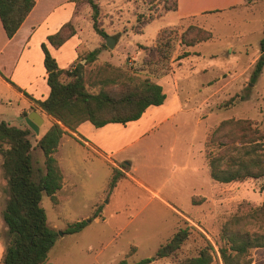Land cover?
Masks as SVG:
<instances>
[{
	"label": "rangeland",
	"instance_id": "1",
	"mask_svg": "<svg viewBox=\"0 0 264 264\" xmlns=\"http://www.w3.org/2000/svg\"><path fill=\"white\" fill-rule=\"evenodd\" d=\"M97 1L98 25L106 35L94 30L89 10L81 12L83 16L75 27L77 38L52 50L58 67L69 68L79 56L98 48L93 60H80L84 61L87 90L108 88L106 80L116 72H133L161 84L169 98L172 92L179 96L181 110L167 121L158 120L143 130L148 112L140 121L134 120L140 125L132 124L134 121L126 123L127 127L109 125L113 127L107 129V134L101 133V138L108 139L116 149L110 153L93 152L69 139L68 131L63 134L53 155L65 179H73V186L68 192L60 189L56 203L44 193L41 196L47 223L57 231L43 264H116L121 258L128 262L152 258L161 243L186 225L191 227V234L180 248L149 264H179L180 259L195 255L206 242L214 249L210 264H223L218 252L221 225L240 204L246 207L264 202V189L259 188L264 179L227 183L213 180L205 140L223 119L248 118L261 124L264 118V66L255 81H250L254 63L263 52L259 41L264 33V0L181 20L175 12L164 9L172 5V0ZM138 13L152 15V19L140 25L136 22ZM192 26L211 31L212 37L186 45ZM47 30L53 28L40 29ZM162 30L166 32L159 38ZM107 36L115 37L111 48L105 44ZM159 41H168L169 48L167 57L155 63L153 54ZM11 49L6 56H0L1 72L15 86L45 97L48 89L44 93L42 87L48 86L41 76L44 69L37 57L40 49L30 48L28 53L25 50L17 63L20 52L16 48L10 52ZM185 51L189 55L178 59ZM29 54L26 74L22 66ZM10 85L0 83V112L10 114L8 121L21 128H29L24 117L32 110L41 115L38 133L29 128L33 160L41 166L43 155L36 142L54 118L37 107H24L18 114L24 101ZM173 121L174 125L168 124ZM135 135L140 138L133 141ZM112 168L123 175L108 194L105 189ZM5 181L0 167V227L5 226L1 218L7 194ZM99 205L101 216L93 217ZM87 218L90 221L81 230L63 233L68 224ZM0 236L4 241L3 230ZM251 264H264V248L251 249Z\"/></svg>",
	"mask_w": 264,
	"mask_h": 264
},
{
	"label": "trees",
	"instance_id": "2",
	"mask_svg": "<svg viewBox=\"0 0 264 264\" xmlns=\"http://www.w3.org/2000/svg\"><path fill=\"white\" fill-rule=\"evenodd\" d=\"M72 1L75 5L88 4L92 27L101 36H105L98 25L100 13L98 1ZM34 3V0H0V22L8 38L17 31ZM176 6L177 0H172V5L165 6L164 9L175 11ZM151 19L152 15L140 13L136 15V22L140 25ZM190 28L192 35L186 38V45L191 46L212 37L211 31L203 27ZM75 32L74 25L67 21L54 33L47 35L46 41L57 49ZM164 32L166 31L159 32V38ZM47 43H40L45 82L48 86V94L44 98L32 97L0 72L6 81L32 102L31 108H40L54 118L36 142L43 155L41 166L36 165L33 160L29 128H21L0 119V167L6 180L7 192L1 207V218L6 226V232L0 264H43L47 252L55 242L57 231L48 225L40 201L44 193L53 203L57 202L56 194L62 186L63 178L53 154L63 134L68 130L75 132L76 127L83 121H89L94 127H102L109 123L125 125L141 117L149 106H158L165 99L161 84L148 76L124 71L116 72L110 80H106L109 81L108 88L91 92L86 88L82 66L84 61L93 60L99 49L95 48L85 54L82 62L79 56L78 61L71 67L59 68ZM157 45L153 54L155 63L167 57L169 42L159 41ZM259 45L264 51V33ZM187 55L189 52L185 51L177 58L181 59ZM263 66L264 58L260 56L254 63L250 75L251 82L255 81ZM62 76L67 77V80H63ZM205 152L209 175L218 182L264 179V118L261 124L248 118L221 120L206 137ZM122 175L120 170L112 168L105 189L108 194ZM259 188L264 189V180ZM246 205L243 207L240 204L221 225L218 252L223 264H251V249L264 248V202L254 206ZM101 211V205L96 206L93 217H100ZM86 224L87 221L84 219L74 221L66 226L63 233H75ZM190 234V226L178 227L157 247L152 258L143 257L132 262L121 258L116 264H149L154 258L173 255ZM213 252V246L206 242L195 255L180 259L179 264H210Z\"/></svg>",
	"mask_w": 264,
	"mask_h": 264
},
{
	"label": "crops",
	"instance_id": "3",
	"mask_svg": "<svg viewBox=\"0 0 264 264\" xmlns=\"http://www.w3.org/2000/svg\"><path fill=\"white\" fill-rule=\"evenodd\" d=\"M34 1H35L34 6L32 7L28 15L25 17V19L23 20V22L21 23V25L19 26V28L11 38H8L5 35V32L0 22V56H6L8 48H12L10 52H13L14 48H16L20 52L18 53L17 56V60H16L17 63L18 59L21 57V55L25 50L27 52L30 51L28 49L35 48L37 49V51L38 49H40L41 51L40 43L41 42L47 43L46 41L47 35L54 33L63 23L67 21H70L74 25V27H77L76 25L77 20L80 19L81 16H83L81 15V12L88 10L90 11L88 4L81 3L79 5H75V3L72 0H34ZM243 3H245L244 0H177L176 10L173 12L176 13V18L178 20H181L184 18L198 16L199 14L205 11L216 10V9L225 10L232 8L233 6L242 5ZM88 15H90V13ZM43 27L53 28V30L52 31L47 30L41 32L40 29ZM73 37H75V39L77 38L76 32L63 44L69 42L71 38L73 39ZM47 47L52 54V50H55V48L51 47L48 43H47ZM28 56H30V54L26 55V61L23 63L22 66V69L26 74L28 73L29 70L27 64H30V60L28 59ZM37 57H39V60L42 62L43 60L42 51L41 54L37 52ZM1 73L3 76H5L3 72ZM41 76L42 78H45V69L44 72L41 73ZM0 83L5 85H10L1 75H0ZM17 86L20 89H23V86H19L18 84ZM15 89L17 90L16 93L17 96L24 101L23 106L19 109V111H17V113L19 114L24 109V107H31L32 102L21 91H19L17 88ZM47 89L48 88H45V86L43 85L42 90L44 93L47 92ZM23 90L26 91L27 89L25 88ZM26 92L34 98H39V99L44 98L42 97L43 95H35L31 92L28 91ZM172 94L173 96L169 98L165 93V99L162 104L158 106H149L148 108H146L145 112H148L149 116L147 119H143L144 121L142 124L144 126L142 127L140 126L142 128L141 130L145 129L151 124H155L158 120H160L161 123L162 121L165 120L167 121L169 118L173 117L174 114L176 115V113L181 110V103L179 102L180 99L178 98L179 96H176V94L173 92ZM150 110H156L157 112H149ZM145 112L142 114L143 116L145 115ZM9 115L10 114L8 113L0 112V119L9 122L8 121ZM142 115L136 121H140V118L143 117ZM136 121H134L135 123L132 124L140 125L139 123L141 122H136ZM111 124L116 125V123H109L102 127H94L89 121H83L76 127L75 132L68 130L70 134L68 138L69 139L72 138L75 141L79 140V142H81L84 147L88 148L93 152L101 153V154L106 152L110 153L112 151H115L116 149L109 143L108 139L101 138L102 136L101 133L107 134L108 133L107 129L109 127H113V126H109ZM168 124L174 125L175 122L173 121ZM125 127L127 126L125 125ZM161 128L163 129L162 126ZM139 138L140 137L135 135V139H133V141L138 140ZM69 139H67V141ZM60 140H62V137ZM61 173H62L63 183L60 189L65 188L66 191L68 192L69 191L68 188L69 187L71 188L73 186V179L72 180L70 179V181L66 180L62 170ZM0 230L6 232V226H1ZM3 250H4L3 240L1 239L0 236V261L3 254Z\"/></svg>",
	"mask_w": 264,
	"mask_h": 264
},
{
	"label": "water",
	"instance_id": "4",
	"mask_svg": "<svg viewBox=\"0 0 264 264\" xmlns=\"http://www.w3.org/2000/svg\"><path fill=\"white\" fill-rule=\"evenodd\" d=\"M105 44L108 47H112L114 44V39L110 36H107L105 39ZM261 57H264V51L261 53L260 55ZM24 120L26 122V124L28 125V127L35 133L37 134L39 131V124L42 122V117L41 115L36 111V110H32L31 112H29L27 114V116L24 117ZM87 222L90 221L89 218H87L86 220Z\"/></svg>",
	"mask_w": 264,
	"mask_h": 264
}]
</instances>
